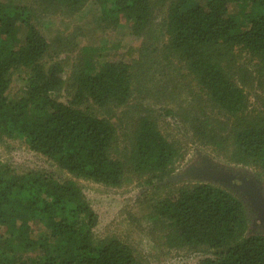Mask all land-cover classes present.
<instances>
[{
    "label": "trees",
    "instance_id": "1",
    "mask_svg": "<svg viewBox=\"0 0 264 264\" xmlns=\"http://www.w3.org/2000/svg\"><path fill=\"white\" fill-rule=\"evenodd\" d=\"M90 2L101 27L124 20L143 38L136 57L104 58L103 44L80 43L82 27L53 41L41 31L40 21L68 19ZM18 71L25 83L11 97ZM149 97L165 104L174 135L156 113L128 118L131 102ZM7 139L69 177L20 174L0 160V264H141L127 242L95 237L99 215L78 179H135L158 191L195 145L264 179V0H0ZM251 211L229 190L193 183L154 206L151 233L161 247L198 253L197 264H264V230L251 232Z\"/></svg>",
    "mask_w": 264,
    "mask_h": 264
},
{
    "label": "rangeland",
    "instance_id": "2",
    "mask_svg": "<svg viewBox=\"0 0 264 264\" xmlns=\"http://www.w3.org/2000/svg\"><path fill=\"white\" fill-rule=\"evenodd\" d=\"M98 20V6L95 2H90L82 11L68 19L55 17L53 20L40 21V29L50 40H54V38L78 33L77 28L82 27V35H78L80 43L103 44L106 48L102 53L104 58L116 60L121 57L133 58L137 56L143 38L132 33L130 23L122 20L116 27L103 28L101 24H97ZM159 20L158 16L157 21ZM66 54L69 53L64 52L61 58L66 59ZM74 55L75 52L73 55L70 54L69 66H71ZM26 73V71H18L13 74L11 97L21 93ZM169 76L170 74L167 75V78ZM157 91L158 89H154L152 93ZM178 91L180 92L181 89ZM175 97L167 99L173 101ZM129 109L128 118L131 115L135 117L138 111L160 115L165 133L175 134V123L166 116L165 104L155 98L149 97L140 103L134 100L129 105ZM100 112L103 113L104 110ZM120 112L121 110L118 111V114ZM0 160L11 165L20 174L38 171L52 172L59 178L69 177L67 173H62L50 159L31 150L20 140L1 141ZM166 182L170 186L154 191L151 186L139 183L135 179L126 181L121 187H110L91 180L78 179L89 203L99 215L95 237L97 239L118 237L127 242L134 247L141 264H197L200 259L198 253L185 249L174 251L161 247L154 241L151 233L156 232L151 231L152 219L156 220L157 217V215L154 216V206H159L168 192L176 191L181 186L193 183L215 184L240 196L253 211H251V216H253L250 225L251 232L264 230V222L259 220L256 202L252 198L253 195H258L264 201V179L254 173L253 169H248L247 166L237 165L227 158L223 159L210 147L188 146L185 158L177 164L173 175Z\"/></svg>",
    "mask_w": 264,
    "mask_h": 264
},
{
    "label": "water",
    "instance_id": "3",
    "mask_svg": "<svg viewBox=\"0 0 264 264\" xmlns=\"http://www.w3.org/2000/svg\"><path fill=\"white\" fill-rule=\"evenodd\" d=\"M252 198L256 202V204H255L256 209L260 210V212H261V214L260 213L258 214V218L260 221L264 222V201L258 195H253Z\"/></svg>",
    "mask_w": 264,
    "mask_h": 264
}]
</instances>
